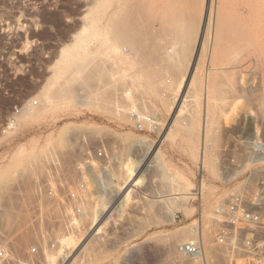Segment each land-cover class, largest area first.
Listing matches in <instances>:
<instances>
[{
    "label": "rangeland",
    "instance_id": "obj_1",
    "mask_svg": "<svg viewBox=\"0 0 264 264\" xmlns=\"http://www.w3.org/2000/svg\"><path fill=\"white\" fill-rule=\"evenodd\" d=\"M123 1L0 0V264H25L33 246L39 264H65L81 245L72 264H202L178 250L198 240L207 264H246L217 241L216 210L235 194L259 209L264 0H180L188 41L164 29L175 0ZM239 59L249 83L235 82ZM86 165L105 176L108 218L85 246L101 202Z\"/></svg>",
    "mask_w": 264,
    "mask_h": 264
},
{
    "label": "built area",
    "instance_id": "obj_2",
    "mask_svg": "<svg viewBox=\"0 0 264 264\" xmlns=\"http://www.w3.org/2000/svg\"><path fill=\"white\" fill-rule=\"evenodd\" d=\"M133 116L139 118L137 113ZM150 120V118H148ZM140 126V124H139ZM101 156L102 153L99 152ZM254 199L258 201L259 209L253 208L252 204L243 194H235L224 205L217 208L216 213L220 216L221 227L217 233V241L228 244L237 251L244 252L246 264H264V180L259 182ZM71 198H77L76 194H71ZM81 210L77 209L73 214L68 215V223H75L76 214ZM95 225V224H94ZM94 227V226H93ZM93 229V228H92ZM98 231V230H97ZM52 243L51 247H55ZM38 246L30 249L25 264H39ZM180 253L191 258L202 259V264H207L203 258V244L200 240L181 243L178 245ZM0 259L8 260L6 245L0 241Z\"/></svg>",
    "mask_w": 264,
    "mask_h": 264
},
{
    "label": "bare ground",
    "instance_id": "obj_3",
    "mask_svg": "<svg viewBox=\"0 0 264 264\" xmlns=\"http://www.w3.org/2000/svg\"><path fill=\"white\" fill-rule=\"evenodd\" d=\"M123 1V0H122ZM124 1H126V0H124ZM123 1V2H124ZM132 1V0H131ZM138 1V0H137ZM137 1H135V3L137 2ZM147 2H148V0H146ZM146 1H145V3H146ZM153 1V0H152ZM176 1V3H178V5H173V6H171L170 8H169V10H168V16H170V18L171 17H173L174 19H172V20H169L170 18H168V21H166L165 19L166 18H163L164 16L162 15L161 16V18H160V20L161 19H164L167 23H169L168 25H167V23H165V21H163L162 20V22H163V27L165 26V24L167 25L166 26V28L164 27V29H167L168 30V32L167 33H169V31H171V32H173L172 34H173V36H174V33H175V35L177 36V37H180V38H182V37H184L185 36V33L186 32H188V33H190V31H188L187 29H188V26H187V28H186V26H185V24L183 23V22H185L184 21V17H185V15H184V13H185V11L183 10V7L181 6V5H179V1L180 0H175ZM214 1V0H213ZM216 1V0H215ZM220 1V0H219ZM116 2V1H115ZM118 6H117V8L118 7H120L121 9L123 8V7H121L122 5L120 4V2H121V0H118ZM140 2V1H139ZM218 2V1H217ZM248 2V1H247ZM122 3V2H121ZM125 3V2H124ZM133 3H134V1H133ZM138 3V2H137ZM136 3V4H137ZM144 3V4H145ZM250 3V2H249ZM130 4H132L131 2L128 4V8H130L129 6H130ZM217 4H219V3H217ZM221 4V3H220ZM121 5V6H120ZM126 5V4H125ZM133 5L134 4H132L131 5V8L133 7ZM116 6V5H115ZM138 6H139V4H138ZM142 6V5H141ZM151 6V5H150ZM181 6V7H180ZM217 6V5H216ZM210 7V6H209ZM208 7V8H209ZM221 7H222V5H221ZM252 7V6H251ZM106 8V7H105ZM116 8V9H117ZM127 8V7H126ZM135 8V7H134ZM217 8H219V7H217ZM121 9H119V10H121ZM125 9V8H124ZM140 9H142V8H140ZM145 8H144V6H143V10H144ZM115 10V9H114ZM134 10V9H133ZM208 10V9H207ZM218 9H216V12H218L217 11ZM255 10V9H254ZM117 11H118V9H117ZM124 11L125 12H127V14H126V16L124 15ZM128 11H129V13H128ZM128 11L127 10H123V16H122V10L120 11V18L121 17H126L127 18V20H128V22L130 23V22H134V21H136L138 18H135V20L134 21H132L133 19L131 18V15L133 16V11L132 10H129L128 9ZM130 11H132V12H130ZM136 11V10H135ZM115 12V11H114ZM207 12H209V11H207ZM137 13V12H136ZM147 13V12H146ZM149 13V12H148ZM193 13V12H192ZM192 13H190L191 15H192ZM252 13H253V11H252ZM145 14V13H144ZM150 14V13H149ZM207 14V13H206ZM106 15V14H105ZM115 15H117V16H115ZM114 15V18L115 17H118V14H115ZM136 15H138V13L137 14H135V16ZM159 15V14H158ZM190 15V16H191ZM209 15V14H208ZM207 15V16H208ZM216 15V14H215ZM113 16V15H112ZM141 16H142V14H141ZM148 16V15H147ZM187 16L188 15H186V18H187ZM220 16V15H219ZM219 16H218V21L217 22H219L220 20H219ZM107 17V16H106ZM134 17V16H133ZM137 17V16H136ZM146 17V16H145ZM167 17V16H166ZM224 17V16H223ZM103 18V17H102ZM110 18H112V17H110ZM126 18H124L125 19V21H123V20H121V21H123L122 23H118L117 22V18H116V22H117V24H119L120 26H118L117 24V26L115 27V28H117V27H121L122 26V30H126V28H130L131 29V27H129L128 26V23H126L124 26L122 25L124 22H127L126 21ZM154 18V17H153ZM159 18V17H158ZM184 18V19H183ZM194 18V17H193ZM216 18H217V16H216ZM119 19V18H118ZM132 19V20H131ZM139 19H140V21H142V19L140 18V16H139ZM220 19H222V17L220 18ZM115 20V19H114ZM187 20V19H186ZM190 20H191V17H190ZM190 20H189V22H190ZM217 20V19H216ZM139 21V20H138ZM146 21V20H145ZM171 22V24H173V27H172V25L170 24V22ZM223 21V20H222ZM221 21V22H222ZM111 22V21H110ZM137 22V21H136ZM135 22V23H136ZM150 22H152V21H150ZM207 22V21H206ZM113 23H115L114 21H113ZM139 23H141V22H139ZM138 23V24H139ZM146 23V22H145ZM161 23V22H160ZM165 23V24H164ZM185 23H187L188 24V21L187 22H185ZM215 23H216V21H215ZM223 23V22H222ZM150 24V23H149ZM186 24V25H187ZM191 24H194V22L192 21L191 22ZM208 24V23H207ZM206 24V25H207ZM220 23H218L217 25H219ZM103 25H105V24H103ZM114 25V24H113ZM143 25H145V24H143ZM152 25V24H151ZM171 25V28L170 27H168V26H170ZM214 25H216V24H214ZM217 25H216V27H217ZM128 26V27H127ZM131 26H133V25H131ZM139 26V25H138ZM150 26V25H149ZM193 26V25H192ZM125 27V28H124ZM145 27H147V26H145ZM144 27V28H145ZM191 27V26H190ZM224 27V26H223ZM222 26H221V28H223ZM105 28H108L107 26H105ZM124 28V29H123ZM134 28V27H133ZM215 28V27H214ZM219 28H220V25H219ZM220 28V29H221ZM112 28H110V30H111ZM114 29V28H113ZM135 29V28H134ZM146 29V28H145ZM149 29V28H148ZM163 29V28H162ZM162 29H161V31H162ZM115 30H117V29H115ZM115 30H113V31H115ZM122 30H120V28H119V31H120V33H121V31ZM128 30V29H127ZM132 30V29H131ZM130 30V31H131ZM147 30V29H146ZM191 30H193L192 28H191ZM222 30V29H221ZM221 30H220V33H221ZM228 30H231V29H228ZM104 31V30H103ZM105 31H106V29H105ZM104 31V32H105ZM109 30L107 29V32H108ZM129 31V30H128ZM129 31V32H130ZM148 31V30H147ZM156 31V30H155ZM159 31V30H158ZM160 31V32H161ZM232 31V30H231ZM242 31V30H241ZM240 31V32H241ZM245 31V30H244ZM111 32V31H110ZM126 32V31H125ZM157 32V31H156ZM156 32L154 33V34H156ZM163 32H165V31H163ZM162 32V33H163ZM217 32V31H216ZM226 32V31H225ZM117 33V32H116ZM115 33V34H116ZM123 33V32H122ZM152 33V34H153ZM159 33V32H158ZM162 33H160V34H162ZM187 33V34H188ZM215 33V32H214ZM222 33H223V30H222ZM227 33V32H226ZM229 33H230V31H229ZM232 33H233V31H232ZM108 34V33H107ZM111 34V33H110ZM142 34V33H141ZM153 34V35H154ZM191 34L192 33H190V36H191ZM217 33H215L214 34V36L216 35ZM224 34V33H223ZM112 35V34H111ZM110 35V36H111ZM114 35V34H113ZM113 35H112V37H113ZM117 35H119V34H117ZM124 35H126V34H124ZM142 35H145V34H142ZM164 35V34H163ZM166 36H168V35H170V34H165ZM165 35L163 36V37H165ZM189 35V34H188ZM204 35H205V33H204ZM218 35V34H217ZM233 35V34H232ZM137 36V35H136ZM146 36V35H145ZM157 36V35H156ZM160 36V35H159ZM159 36H158V38H159ZM171 36V35H170ZM173 36H171V38L173 37ZM238 36V35H237ZM236 36V37H237ZM126 37V36H125ZM150 37H151V32H150ZM149 37V38H150ZM155 37V36H154ZM153 37V38H154ZM186 37V36H185ZM184 37V38H185ZM188 37V36H187ZM219 37V39H220V36H218ZM222 37V36H221ZM107 38V37H106ZM115 38V37H114ZM113 38V39H114ZM140 38V37H139ZM142 38V37H141ZM144 38V37H143ZM176 40H177V38L176 37H174ZM188 38H190V37H188ZM192 38V37H191ZM214 38H216V37H214ZM214 38H213V40H214ZM121 39V38H120ZM147 39H148V37H147ZM166 39V38H165ZM169 39V38H168ZM175 39H174V42L173 43H175ZM183 39V38H182ZM187 39V38H186ZM203 39V38H202ZM217 39V38H216ZM173 40V39H172ZM172 40H171V42H172ZM179 40V39H178ZM183 40H185V39H183ZM208 40V39H207ZM236 40V39H235ZM239 40V39H238ZM242 40V39H241ZM244 40V39H243ZM113 41V40H112ZM122 41H125V40H123L122 39ZM140 41H142V40H139V42ZM161 41V40H160ZM166 41V40H165ZM180 41H182V40H179L178 41V43L180 42ZM185 41H188V39L187 40H185ZM184 41V42H185ZM193 41H194V39H193ZM107 42V41H106ZM131 42V41H130ZM147 42V41H146ZM146 42H145V44H146ZM150 42V41H149ZM183 41H182V43H184ZM203 42V41H202ZM201 42V43H202ZM221 42V41H220ZM128 43V42H127ZM141 43V42H140ZM159 43V42H158ZM168 44L170 43V42H167ZM166 43V44H167ZM187 43H189V42H187ZM238 43V42H237ZM124 44V43H123ZM133 44V43H132ZM181 44V43H180ZM203 45L205 44V42H203L202 43ZM215 44H217V42L215 43ZM243 44V43H242ZM86 45V44H85ZM125 45V44H124ZM143 45V44H142ZM164 45V44H163ZM170 45V44H169ZM176 45V44H175ZM220 45V44H219ZM187 46V45H186ZM186 46L184 47V48H186ZM193 46V45H192ZM200 46H202V45H200V44H198V46H197V52H199V50H200ZM228 46V45H227ZM231 46V45H230ZM236 46H238V44L236 45ZM235 46V47H236ZM155 47H157L156 45H155ZM159 47V46H158ZM178 47H179V45H178ZM202 47H204V46H202ZM215 47V46H214ZM234 47V48H235ZM115 48V47H114ZM154 48V47H153ZM165 48V47H164ZM176 48H177V45H176ZM189 48V47H188ZM216 48V47H215ZM241 48V47H240ZM133 49H136V48H133ZM158 49V48H157ZM178 49V48H177ZM189 49H192V48H189ZM152 50V49H151ZM156 50V49H155ZM154 50V51H155ZM162 50H163V48H162ZM165 50H167V49H165ZM164 50V51H165ZM172 50H173V48H172ZM187 50V49H186ZM195 50V49H194ZM216 50V49H215ZM148 51V50H147ZM177 51V50H176ZM185 51V50H184ZM203 52H204V49L202 50ZM218 51V50H217ZM110 52H112V51H110ZM146 52V51H145ZM149 52V51H148ZM156 52V51H155ZM161 52H163V51H161ZM171 52V51H170ZM189 52H190V50H189ZM197 52H196V60H194V63H193V67H192V72H193V70L195 69V67L197 66V63H198V55H197ZM84 53H85V51H84ZM123 53V52H122ZM157 53V52H156ZM171 53H173V52H171ZM178 53V52H177ZM186 53V52H185ZM187 53H188V51H187ZM186 53V54H187ZM202 53V52H201ZM205 53V52H204ZM153 54V53H152ZM164 54V53H163ZM163 54H161L162 56H163ZM170 54V53H169ZM208 54V53H207ZM214 54V53H213ZM146 55V54H145ZM160 55V56H161ZM167 55H168V53H167ZM166 55V56H167ZM188 55V54H187ZM202 55H203V53H202ZM248 54H246L245 56H247ZM93 56V55H92ZM103 56H104V54H103ZM121 56H122V54H121ZM148 56V55H147ZM245 56H243L244 58H245ZM91 57V56H90ZM123 57V56H122ZM169 57H171V56H169ZM174 57H176V56H174ZM178 57V56H177ZM203 57V56H202ZM248 57V56H247ZM168 58V57H167ZM167 58H166V60H167ZM249 58V57H248ZM120 59V58H119ZM162 59V58H161ZM161 59H159V60H161ZM170 59V58H169ZM149 60V59H148ZM177 60V59H176ZM239 60H242V61H240V62H237V63H234L235 65L233 66L234 68L233 69H235V72H237L239 75L237 76H235L236 77V83H249V82H244V74H243V72L244 71H246V68H247V61H244L243 59H239ZM247 60V59H246ZM91 61H93V60H91ZM90 61V62H91ZM172 61V60H171ZM166 62H168V61H166ZM200 62V61H199ZM250 62V61H249ZM151 63H152V61H151ZM158 63V62H157ZM160 63V62H159ZM158 63V64H159ZM165 63V62H164ZM170 63V62H169ZM174 63V62H173ZM172 63V64H173ZM221 63V62H220ZM108 64V63H107ZM171 64V65H172ZM204 64V63H203ZM223 64V63H222ZM105 65H106V63H105ZM109 65V64H108ZM108 65H106V66H108ZM159 65H161V64H159ZM158 65V66H159ZM177 65V64H176ZM232 65V64H231ZM86 66V65H85ZM162 66H164V65H162ZM173 66H174V64H173ZM220 66V65H219ZM249 66V65H248ZM165 67H167V66H165ZM158 68H160V67H158ZM169 68V67H168ZM157 69V68H156ZM162 69V68H161ZM199 69V68H198ZM220 69V68H219ZM223 69V68H222ZM221 69V70H222ZM113 70V69H112ZM167 70V69H166ZM224 70V69H223ZM226 70V69H225ZM155 72V71H154ZM157 72H158V70H157ZM164 72V71H163ZM160 73V72H159ZM194 73V72H193ZM203 73V72H202ZM210 73V72H209ZM247 73V72H246ZM192 74V73H191ZM208 74V73H207ZM228 75H229V72H228ZM233 75V74H232ZM113 76H114V74H113ZM230 76V75H229ZM119 77V76H118ZM185 77V76H184ZM191 77V76H190ZM247 77V76H246ZM112 80V79H111ZM188 80V79H187ZM246 80V79H245ZM107 81V80H106ZM116 82V81H115ZM183 82V81H182ZM189 82V81H188ZM192 82V81H191ZM233 82V81H232ZM208 83V82H207ZM229 83V82H228ZM185 84V83H184ZM233 84V83H232ZM231 85V84H230ZM240 85V84H239ZM238 85V86H239ZM237 87V86H236ZM243 87V86H242ZM232 89V88H231ZM233 89H235L234 87H233ZM241 89V88H240ZM182 90V89H181ZM239 90V89H238ZM244 90V89H243ZM100 91V90H99ZM104 92V91H103ZM104 94V93H103ZM180 94V93H179ZM106 95V94H105ZM176 95V94H175ZM102 96V95H101ZM107 97V96H106ZM227 97V96H226ZM101 98V97H100ZM103 98H105V97H103ZM227 99V98H226ZM232 99V98H231ZM227 101V100H226ZM135 113V112H134ZM133 113V114H134ZM140 115H141V113H140ZM86 167V171L87 172H89V173H94V176H93V178H94V181L98 184V186H99V196L101 197V202L99 201V204L98 205H100V210H98V212H97V214H93L94 216H95V225H94V227H93V229H90L91 231L89 232V234H87L88 236L86 237V239L85 240H83L84 241V245H85V243H88L89 241L91 242L92 241V239L93 238H95V236L96 235H98V234H102V233H104V231H105V225H106V223H107V220H106V218H108V217H105V210H106V208H107V203L108 202H106L107 201V198H106V200H105V193L108 191V190H106L105 189V186L107 187V185H105V176H102L101 174H98L97 172H96V170L94 169V167L93 166H91V165H86L85 166ZM136 170V169H135ZM107 173V172H106ZM105 173V174H106ZM134 179V178H133ZM134 181V180H133ZM128 185H132L131 183L130 184H128ZM127 185V186H128ZM126 188V187H125ZM128 188V187H127ZM126 188V189H127ZM106 190V191H105ZM110 190V189H109ZM126 192V191H125ZM125 192H123L122 194H120L119 196H118V198H117V200H115V201H117V202H120L121 201V198H122V202H123V200H125V198L127 197V193L126 194H124ZM108 193V192H107ZM106 193V194H107ZM129 194V193H128ZM129 196V195H128ZM107 197V196H106ZM110 199V198H109ZM116 202V204H118ZM101 203V204H100ZM121 203V202H120ZM119 206V205H118ZM117 209H119V208H117ZM96 210V211H97ZM113 210V209H112ZM95 211V210H94ZM111 211V210H110ZM107 215V214H106ZM108 216H109V214H108ZM106 220V221H105ZM94 221V220H93ZM98 230V231H97ZM185 233V232H184ZM178 234V233H177ZM176 234V235H177ZM181 235H183V234H181ZM175 237V236H174ZM175 239V238H174ZM73 240V239H72ZM71 240V241H72ZM94 240V239H93ZM182 240H183V238H182ZM176 241H177V239H176ZM174 242V241H173ZM173 244V243H172ZM178 245V244H177ZM82 246V245H81ZM81 246H79V248H77V250L76 251H74V253L73 254H71L70 256H68V255H66L67 253H66V250L65 251H63V258L65 259V264H72L73 263V261L71 260V258L73 257L74 258V256H76L77 255V253H79L80 251H81ZM86 246V245H85ZM77 247H78V245H77ZM85 248V247H84ZM176 248V247H175ZM177 249V248H176ZM170 250V249H169ZM171 250H172V248H171ZM169 251V252H172V251ZM168 251V250H167ZM174 253V252H173ZM172 254V253H171ZM170 255V254H169ZM176 258H177V256H176ZM203 258H205V254H204V252H203ZM172 263V262H171ZM169 264V263H168Z\"/></svg>",
    "mask_w": 264,
    "mask_h": 264
}]
</instances>
